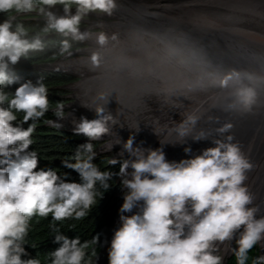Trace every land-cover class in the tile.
<instances>
[{
  "label": "clouds",
  "instance_id": "obj_1",
  "mask_svg": "<svg viewBox=\"0 0 264 264\" xmlns=\"http://www.w3.org/2000/svg\"><path fill=\"white\" fill-rule=\"evenodd\" d=\"M57 5L62 6L58 8H63V16L58 17L51 11ZM116 8V0H0V15H7L0 18V264H41L39 259L29 257L24 247L31 219L34 216L47 218L49 214L54 222L83 219L97 204L96 185L99 183L105 192L109 190L108 181L113 174L101 171L93 163L96 151L92 141L100 140L105 141L100 149H115L116 155L121 156L119 160L110 158L109 163L120 165L117 180L120 177L123 200L117 214L118 227L113 230L111 241H105L107 253L101 264L106 257L108 264H223L224 256L215 253L220 245L231 248L233 240L236 247L231 248V252L236 264H247L251 249L257 245L264 249V212L254 203L256 197L246 183L255 165L241 143L235 141L233 135H225L232 132L234 125L225 122L215 128L223 139H212L214 147L202 150L193 158L170 162L163 150L164 145L184 144L188 139L208 140L211 133L197 130V125L202 120L218 124L219 117L209 114L213 109L253 114L260 103L259 96L254 87L241 81L240 72L230 70L216 81L218 91L208 98L212 101L209 107L201 104L183 113L181 122H173L169 129L175 141L159 140L161 147L156 149L134 147L132 135L123 142L121 153L112 148L113 142L104 137L111 136L112 127L119 124L117 117L111 114L115 110L111 109L114 98L106 106L90 109L85 108L92 102L86 107L76 105L77 109H84V115L79 122L72 121V132L57 120L65 119L74 109L69 106L71 110L64 115V104L58 102L54 112L57 118L47 123L64 133L83 136L80 142L89 141L77 146L71 158L75 162L61 161L64 168L78 174L79 183L68 182L55 169L40 168L37 152L29 150L36 127L34 121L44 117L50 108L48 88L42 77L35 83L21 82L13 68L30 53L42 52L44 41L59 37L58 55L50 62L30 63L26 70L55 76L57 74L53 73L71 72L69 70L76 68L78 73H71L77 79L82 78V74L90 75L91 67L98 68L101 64L102 56L97 50L91 52L89 65L78 62L71 69L69 64L59 69L53 66L64 60L54 61L60 56L72 58L75 51H72L71 41L84 42L91 33H97L91 31L92 27L80 28L86 16L94 12L111 16ZM30 13L45 18L28 19ZM16 22L44 25L39 32L30 35L23 23ZM50 33L56 34L47 37ZM109 39L115 41L118 37L113 34L109 38L104 32L96 35V43L101 48ZM89 47L88 44L82 49ZM82 57L80 59H85ZM114 75L118 74H110L102 81ZM66 76L70 75L66 73ZM234 80L237 84L232 83ZM78 82L68 87L74 90ZM14 84L18 85L14 91L5 90ZM90 87L81 95L90 91ZM188 90H194V85L189 84ZM97 99L106 101L107 96L98 93ZM19 113L23 114L22 121L16 123ZM23 124L29 126L24 128ZM135 131L139 132L138 126ZM117 144H121L120 139ZM190 151L184 148L185 154ZM124 153L128 158H123ZM53 230L57 232L53 242L59 247L48 253L49 264H92L91 259L86 260L89 255L98 259L96 252L104 237L100 239L101 233L82 242L79 237L69 239L58 228ZM252 264H264V255L253 259Z\"/></svg>",
  "mask_w": 264,
  "mask_h": 264
},
{
  "label": "bare ground",
  "instance_id": "obj_2",
  "mask_svg": "<svg viewBox=\"0 0 264 264\" xmlns=\"http://www.w3.org/2000/svg\"><path fill=\"white\" fill-rule=\"evenodd\" d=\"M122 1L123 9L131 6L127 14L124 15H131L132 22L120 18V15H123L120 12L116 13L120 21L113 30L119 32L116 34L118 39L100 50L101 64L98 68L91 67V70L95 71L92 76L85 77L86 74H82L81 80L74 87V91L77 92L75 94L76 101L69 106L77 109L76 105L86 107L89 102H92L91 106L85 109L95 108L97 105L106 106L113 94L114 104L111 109L115 110L111 114L116 116L118 121L121 118L125 122L120 121L119 126L114 131L118 133L120 129L124 128L126 130L125 138L130 135L134 136V147H136V140L143 139L140 134L148 133V136L151 135V137L147 140L143 139L144 145L147 147L150 144H156L154 148L156 149L161 147L159 140L165 143L175 141V135L169 134V129L173 127V122H181L183 113L191 111L192 108L201 104L204 108L209 107L212 101L208 98L218 91L215 87L216 81L230 70L240 72L241 81L254 87L259 96L260 103L253 109V114L213 109L209 114L219 117V123L209 124L202 120L197 125V130L204 129L211 133L208 140L194 142L188 139L184 144L164 145L163 150L170 162L193 158L201 154L202 150L214 147L211 143L212 139H223L214 130L225 122H231L234 128L231 133L225 135H233L235 141L241 143L243 151L255 165L254 170L248 173L246 183L256 197L254 203L259 205L261 211L264 212V0L244 1V5L241 7L244 10L247 9L245 19L238 13L236 15L239 16H232L231 14L233 10L236 11L238 0H235L236 2L230 0L232 4L216 1L213 6H209L211 9L204 13V16L197 18V22L203 21V29H201V25H190L189 30L182 34H177L173 30L174 22L177 20H173V25L164 23L167 12H173L178 18L182 17L181 14L184 11L175 7L182 3L194 6L201 3L210 4L215 0H142L143 2L133 0V5L129 4L131 0ZM151 19H153L152 22ZM94 22L100 21H87L85 24L88 25L87 27H93L91 24ZM136 22L137 26L134 25ZM152 24L155 28H152ZM144 25L149 26V29L143 27ZM107 35L111 36V34ZM130 35L136 37L137 42L129 44ZM215 40H220L216 43L222 44V47L211 45V42ZM231 41H234V46L229 43ZM84 42L91 47L73 52L77 56H87L86 53L81 52L92 48L90 42L87 40ZM202 42L203 44L200 46ZM92 43L99 47L96 40ZM126 44H129L130 47H127ZM132 44L134 46H131ZM227 47H231L235 53L234 61L229 63L225 62ZM133 50L139 53L137 54L138 58L132 59ZM177 55L180 57H176ZM211 60L215 62L217 60L216 63L219 65L217 64L218 66L215 68L212 67ZM107 61L111 64L106 66L104 63ZM78 62L84 61H72L71 65ZM58 63L56 62L53 67L59 68L60 66L57 67ZM86 63L89 65V60ZM66 64L64 63L65 66ZM205 66L212 67L213 72L205 74L203 72ZM109 67L114 70L115 74H118L119 78H123L122 83L119 81L120 86L114 82L110 83L109 88L105 86L107 84H100L102 79L111 74L109 73L110 70H107L110 69ZM156 67L159 70L154 72ZM72 71H76V68ZM146 74H149L150 77H146ZM232 83L237 84L235 80ZM189 84L194 85V90H188ZM89 86H91L90 91L81 95L80 90H86ZM133 87L136 89L142 87V90L133 103L125 105L124 97L133 91ZM98 93H104L107 100L97 99ZM145 99L147 105H143ZM153 106L156 108L153 109L157 114L156 117L149 112ZM148 112L149 115L144 117V114ZM151 118H154V121L149 123L150 121L147 120ZM137 126L139 132L135 131ZM71 131H73L72 128ZM104 138L108 141L111 140L110 142L113 144H117L116 140L118 139L115 138L114 133ZM186 147L191 149L188 154L184 152ZM123 156L128 158L127 153H124ZM116 227H118V216L99 242L97 256L100 262L107 253L108 243L105 241H111L113 230ZM222 250L228 251L230 248L225 247Z\"/></svg>",
  "mask_w": 264,
  "mask_h": 264
},
{
  "label": "trees",
  "instance_id": "obj_3",
  "mask_svg": "<svg viewBox=\"0 0 264 264\" xmlns=\"http://www.w3.org/2000/svg\"><path fill=\"white\" fill-rule=\"evenodd\" d=\"M1 18H6L7 15H0ZM23 23L29 34L39 32L43 27L41 23L31 22H16ZM15 26V23H14ZM59 37H55L52 41H44L45 47L42 52L30 53L27 59H22L14 68L13 72L16 76L20 77L21 82L32 81L36 82L40 77L43 78V82L51 90L58 84L71 80V77L66 75L32 73L26 70V67L30 63H44L52 61L59 52L60 48ZM18 85H12L6 87V91H14ZM48 99L50 102L49 111L40 120L34 121L36 127L32 134V145L29 150L36 151L39 157L40 168H51L57 170L58 174L62 178L67 179L68 182L79 183V176L76 172L64 168L61 161L68 160L69 162H75L72 160L76 148L80 144L87 143L80 142L83 136H77L73 134L64 133L54 126H50L47 121L55 117L53 106H56L57 101L51 94L48 93ZM16 123L22 121L23 114L19 113ZM33 121H29V124ZM29 124H23L24 128H27ZM94 150L99 143L92 141ZM101 171H109L113 174L112 179L108 181L110 185L109 190L105 192V189L99 185H96L97 204H94L89 214L80 220L67 219L61 222H54L51 218V214L47 218L34 216L30 221V229L28 236L25 240V250L29 254V257H35L40 260L41 264H49L48 253L54 251L58 244L54 243V236L57 234L54 228H58L59 232L69 239L79 237L81 241L91 240L94 235L101 233L100 239L106 234L109 227L113 223L118 214V210L123 202L121 194L119 195L118 179V164L111 165L107 160V157L103 153H96V158L93 160ZM102 196V198H100ZM97 251V245L94 246ZM91 252V249L88 250ZM91 256H87L86 260ZM247 264H252V260L258 257L255 247L248 252ZM103 264H108V258L106 257ZM227 264H236V257L231 258Z\"/></svg>",
  "mask_w": 264,
  "mask_h": 264
},
{
  "label": "rangeland",
  "instance_id": "obj_4",
  "mask_svg": "<svg viewBox=\"0 0 264 264\" xmlns=\"http://www.w3.org/2000/svg\"><path fill=\"white\" fill-rule=\"evenodd\" d=\"M140 2H143L142 0H139ZM217 1H222V0H217ZM122 3H123V1L122 0H116V4H117V8H116V10L113 12V14L111 15V16H107V15H105V14H103V13H100V12H94V13H90L88 16H86L85 18H84V20L81 22V25H80V28L81 29H84V27H87L88 25H86L84 22H87V21H100V22H94V23H92L91 25L93 26L92 28V32H101L102 30H104V33L105 34H111V36L113 35V34H119V32L118 31H116V30H113L114 28H115V26L118 24V22L120 21L119 19L120 18H123V19H126V20H129L130 22H132V16L131 15H124V14H127V11H129V7H131V6H128V7H125V9H123V6H122ZM166 3V2H165ZM124 4H127V3H124ZM130 5H133V0H131L130 1V3H129ZM58 7H62V6H60V5H57V6H55L54 8H52L51 9V11L56 15V16H61V15H63V8H58ZM73 7V9L71 10V14H75V5L74 6H72ZM246 11H247V9H245ZM244 10V11H245ZM245 11V12H246ZM117 12H120V14H123V15H120V18L118 17V16H116V13ZM29 16H27V18L28 19H31V18H36V19H41V18H45V17H43V16H41V15H38L37 13H30V14H28ZM10 16V15H9ZM8 16V17H9ZM134 16V15H133ZM236 16H239V15H236ZM229 17H230V15H229ZM0 18H1V16H0ZM166 19H167V16L165 17V21H164V23H166L167 21H166ZM230 19V18H229ZM153 21V19H151V22ZM45 22V21H44ZM130 22H129V24H130ZM231 23H232V20H231ZM131 25V24H130ZM135 26H137V22L134 24ZM95 27H100L101 28V30H100V28H95ZM53 34H56V33H50V34H47L46 36L48 37V35L49 36H52ZM98 33H96V34H92L91 36H90V38L87 40L88 42H90L91 44H92V48H90V49H88V50H86V51H83V52H81V53H83V54H85L86 53V55L87 56H83L82 58H85V59H80L81 58V56H77V54H74L72 57L73 58H64V57H58L54 62H56V61H58L59 59H63L64 60V62H65V64L66 63H68L69 64V68L71 69V68H73V65H71V62L73 61V62H75V61H84L85 63L86 62H88V58H89V56H90V54H91V52H92V50L93 49H95V50H97V51H99L100 52V50H102V49H104L105 47H107L109 44H111V43H113V42H115V41H113V40H111V39H109V42H108V44L107 45H105L104 47H102V48H100V47H97L96 45H94L93 43H92V41H95L96 40V35H97ZM111 36H109V38L111 37ZM47 37H44V39L45 40H47ZM62 37V36H61ZM62 38H64V37H62ZM65 39V38H64ZM71 41V40H70ZM218 40H215V41H213V42H211V45H217V46H220V47H222V44H218V43H216ZM131 42H137L136 41V37H132V35H130V37L128 38V43L129 44H131ZM71 43H72V45H73V47H72V51H76V50H78V49H82V48H85V47H88V44L86 43V42H76V41H71ZM210 43V42H209ZM208 43V45L209 46H211L210 44ZM232 46H234V41H231V42H229ZM129 44H126V46L127 47H130V45ZM96 46V47H95ZM131 46H134L133 44L131 45ZM95 47V48H94ZM227 49V51H226V53H225V56H226V58H225V62L226 63H229V62H232V61H234V56H235V53L232 51V48L231 47H227L226 48ZM137 54H139V53H137L136 51H132V59L133 58H138V56H137ZM74 56H77V57H74ZM79 57V58H78ZM130 57V58H131ZM176 57H180L179 55H177ZM69 59H70V61H69ZM189 59H191L190 57H189ZM153 60V59H152ZM151 60V61H152ZM68 61V62H67ZM158 61H160V60H158ZM64 62H59L58 64H57V67H59V69H63V65H64ZM192 62V61H191ZM216 62H217V60H216ZM215 61H212L211 60V65H213L212 67H216V66H218L219 64L218 63H216ZM213 63V64H212ZM106 66L107 65H110L111 63L109 62V61H107L106 63H104ZM218 64V65H217ZM212 67H207V66H205L204 67V73L205 74H207V73H209V72H213V70H212ZM38 68H40V67H38ZM110 68V67H109ZM49 69V68H48ZM50 69H52V68H50ZM73 70V69H72ZM72 70H70L71 72H73ZM108 71H109V73H111V74H113L114 72V70H112L111 68L110 69H107ZM159 70V68L158 67H156L155 69H154V72H157ZM210 70V71H209ZM65 71V70H64ZM226 71V70H225ZM225 71H223V72H225ZM71 72H67V71H65V72H63V73H53V74H65L66 75V73L67 74H69L70 76L69 77H71V80H67V81H65V82H62V83H60V84H58L57 86H55L54 88H52L51 90H48V93L49 94H51L52 96H53V98L57 101V103L58 102H60V103H63L64 104V109H63V111H64V115H66L67 113H68V111L69 110H71V108L69 107V105L72 103V102H75L76 101V97H75V94L77 93V92H75L74 90H72V88H70V87H68V85H70V84H72V83H74L75 81H80L81 80V77H80V79H77L74 75H72V73ZM78 73V72H77ZM95 73V71L94 70H91V73H90V75H85V77H88V76H92L93 74ZM115 74V73H114ZM209 75V74H208ZM146 77H150L149 76V74H146L145 75ZM110 78V79H109ZM107 80H105V81H101V84H106L107 82V85H106V87H108L109 88V86H111V84L110 83H112V82H114L117 86H120V83H119V81L122 83L123 82V78H119V76L117 75H114V76H111V77H109ZM107 81V82H106ZM139 89V90H138ZM138 89H136V88H134L133 87V91H131L130 93H129V95L128 96H125L124 97V104L125 105H128V104H130L131 102L133 103L134 102V100L136 99V97H138V95H139V93H140V91L142 90V87L141 88H138ZM86 92V90L85 89H81L80 90V94H83V93H85ZM74 95V96H73ZM113 98H114V95L112 94L111 96H110V101L108 100V102L106 103V104H108V103H110L112 100H113ZM133 98V99H132ZM132 99V100H131ZM78 104V103H77ZM148 103H147V101H146V99H145V101H144V103H143V105H147ZM57 105V104H56ZM147 107V106H146ZM53 111H55L56 110V106H53ZM73 109V108H72ZM151 110L149 111V112H151V114L153 115V116H157V114H156V112L153 110V109H156L155 108V106H153V107H151L150 108ZM141 110V109H140ZM65 111H66V113H65ZM141 112V111H140ZM149 112L147 113V114H144V117H147L148 115H149ZM55 118H57L56 116L54 117V118H52L51 120H53V119H55ZM120 121L121 122H123V123H125L121 118H120V120H119V124H120ZM147 121H150L149 123H152L153 121H154V118H151V119H149V120H147ZM119 124L118 125H114L113 127H112V132L115 134V138H117L118 140L120 139V141H121V144H115L116 145V149L119 151V153H120V151H122V144H123V142L124 141H126L128 138H125V136H126V134H125V132H126V130L123 128V129H120V131L117 133V131H114V129H116V127L117 126H119ZM134 124V123H133ZM131 125V124H130ZM62 127H65L64 125H62ZM169 127H171V126H169ZM128 129H130L129 127H128ZM124 135V136H123ZM148 133L147 134H140V137L141 138H143L144 140L146 139H148V138H150L151 137V135L150 136H148ZM143 139H138V140H136L135 141V143H136V146H140V147H143V148H152V149H154L155 148V146H156V144H154V145H149V146H145L144 145V142H143ZM118 140H116V143H117V141ZM109 141H111V140H109ZM99 144L98 145H96V147H95V151H96V153H103V154H105L106 155V157H107V160L109 161V159L110 158H112V159H117V160H119V159H121V156L119 155V156H117L116 155V150L115 149H111L110 151H105L103 148L102 149H100V147L105 143V141L103 142V141H97ZM142 142V143H141ZM123 158H125L124 156H123ZM126 159V158H125ZM119 167H120V165L118 164V172H119ZM119 182H120V185H119V195L121 194V197H122V191H121V181H120V177H119ZM233 242V243H232ZM231 243H232V246H231V248H235L236 247V244H235V240H233ZM220 248H219V251L217 252V253H215V254H217V255H221V256H224V261H223V264H227V262L231 259V258H233V257H235V255L231 252V248H230V250H228V251H226V250H222V249H225V245H220L219 246ZM226 248H228V247H226ZM229 249V248H228ZM255 249H256V251H257V255L258 256H260V255H264V249H262L261 248V246L260 245H257L256 247H255ZM220 250H222V251H220ZM98 252V251H97ZM96 252V253H97ZM104 258V257H103ZM89 259H91L92 260V264H101V262L100 261H98V259H99V257H98V259L96 260L95 259V257H90ZM103 260V259H102Z\"/></svg>",
  "mask_w": 264,
  "mask_h": 264
},
{
  "label": "water",
  "instance_id": "obj_5",
  "mask_svg": "<svg viewBox=\"0 0 264 264\" xmlns=\"http://www.w3.org/2000/svg\"><path fill=\"white\" fill-rule=\"evenodd\" d=\"M217 0H215L212 3H201V4H197V5H189L187 3H182L180 5H176L177 7L175 8H180L181 11H184L181 16L182 17H178L176 18L173 12H167V19H166V25H173V20H177V22H174V28L173 30L176 31L177 34H182L184 32H187L189 30L190 25L193 26H197V25H201V29H203L204 25L202 24L203 21L197 22V18L199 16H204V13L208 12L211 8L209 6H213L215 4ZM224 3H229L232 4V0H222ZM235 1V0H233ZM239 2L236 3L237 7L235 8L236 11H232V16L236 15L237 13L241 16L244 17L245 19V14H247V12L244 11V9L241 7L242 5H244V1L245 0H238ZM236 2V1H235ZM222 3V2H221ZM186 19V22H185ZM155 24V22H154ZM154 24H152V28H155ZM143 27L148 28L149 26L144 25ZM153 30V29H152ZM195 34V32H194ZM203 39V38H202ZM204 40V39H203ZM220 41V40H218ZM198 42V41H197ZM199 43V42H198ZM203 44V42L200 44V46ZM113 113V112H111ZM81 115H84V109H74V112L72 114L66 115L65 119L63 120H57L58 123H61L63 125H65L66 127L69 126V128L73 129L74 125L72 123V121H76L79 122L80 117H82ZM68 125V126H67ZM70 132H72L71 130H68ZM113 144V143H112ZM107 147V143L104 145V148ZM116 145L113 144L112 148H115ZM119 154V152H117Z\"/></svg>",
  "mask_w": 264,
  "mask_h": 264
}]
</instances>
